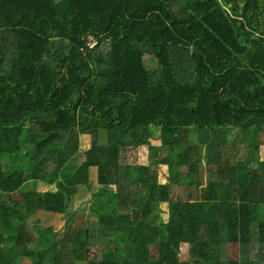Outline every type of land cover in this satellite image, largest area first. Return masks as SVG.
<instances>
[{
	"label": "trees",
	"instance_id": "trees-1",
	"mask_svg": "<svg viewBox=\"0 0 264 264\" xmlns=\"http://www.w3.org/2000/svg\"><path fill=\"white\" fill-rule=\"evenodd\" d=\"M262 137L264 0H0V264H264Z\"/></svg>",
	"mask_w": 264,
	"mask_h": 264
},
{
	"label": "rangeland",
	"instance_id": "rangeland-1",
	"mask_svg": "<svg viewBox=\"0 0 264 264\" xmlns=\"http://www.w3.org/2000/svg\"><path fill=\"white\" fill-rule=\"evenodd\" d=\"M149 61V60H148ZM151 62V61H150ZM152 63V62H151ZM247 137V136H246ZM196 134L193 133L192 135V140L193 142L196 141ZM262 139H264V137H262ZM245 142H247V139H245ZM248 152V149H245V154H247ZM129 157L127 158L128 162L131 164V165H141V156L139 157V149L137 147L135 148H132L130 151H129ZM206 162H207V157H206V149L205 148H201V165H202V169H201V172H200V177H201V181L203 182L202 183V186L203 188L206 187V185L208 184L209 181H212L214 179V174L212 173L213 171L210 172V169L209 167H206ZM67 170L68 172L70 173H73L74 170H72V167H67ZM160 180L163 181V179L160 177ZM167 182V180H166ZM34 184L33 183H27L25 185V187L23 188V191H33L34 190ZM201 191H203L204 189H200ZM173 194H175L177 192V195L179 197H181V199L185 200L187 198V190L185 188H178V187H174L173 188ZM176 195V194H175ZM162 213L160 215V220H163L164 222H167V214H166V208L165 207H162L161 208V212ZM257 219L259 221H264V209H260L258 211V216H257ZM102 239V238H101ZM100 239V240H101ZM102 242H104V250L107 251V250H116L118 251V253L120 255H122V252H123V249L126 245L125 243V240L123 239V237L121 235H118V234H110L108 235V238H104L101 240ZM100 241V242H101ZM185 256L186 255V251H184L183 253Z\"/></svg>",
	"mask_w": 264,
	"mask_h": 264
}]
</instances>
